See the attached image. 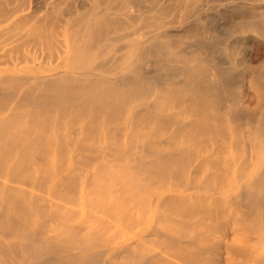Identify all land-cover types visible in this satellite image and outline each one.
<instances>
[{"label":"bare ground","instance_id":"bare-ground-1","mask_svg":"<svg viewBox=\"0 0 264 264\" xmlns=\"http://www.w3.org/2000/svg\"><path fill=\"white\" fill-rule=\"evenodd\" d=\"M0 264H264V0H0Z\"/></svg>","mask_w":264,"mask_h":264}]
</instances>
